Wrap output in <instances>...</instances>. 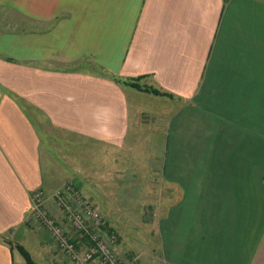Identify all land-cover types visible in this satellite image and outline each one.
I'll list each match as a JSON object with an SVG mask.
<instances>
[{
  "label": "crops",
  "instance_id": "0c3cea01",
  "mask_svg": "<svg viewBox=\"0 0 264 264\" xmlns=\"http://www.w3.org/2000/svg\"><path fill=\"white\" fill-rule=\"evenodd\" d=\"M68 176L152 201L134 264H264V0H0V264H71L32 216Z\"/></svg>",
  "mask_w": 264,
  "mask_h": 264
},
{
  "label": "built area",
  "instance_id": "2783aa9c",
  "mask_svg": "<svg viewBox=\"0 0 264 264\" xmlns=\"http://www.w3.org/2000/svg\"><path fill=\"white\" fill-rule=\"evenodd\" d=\"M32 201L33 218L53 236L71 264L138 261L139 255L129 259L119 252L117 235L107 228L100 205L75 181L69 180L51 192L38 188L32 194Z\"/></svg>",
  "mask_w": 264,
  "mask_h": 264
},
{
  "label": "rangeland",
  "instance_id": "374dc122",
  "mask_svg": "<svg viewBox=\"0 0 264 264\" xmlns=\"http://www.w3.org/2000/svg\"><path fill=\"white\" fill-rule=\"evenodd\" d=\"M132 160H134V159L132 158L131 161ZM155 168H156L155 170L157 171L158 167L156 166ZM125 169L127 170V168H125ZM129 169L131 170L132 166H130ZM48 172H49V168H48V170H46L47 174H48ZM128 172L129 171L125 172V174L123 176L124 179L129 174ZM115 176H118V175L115 174ZM137 177L138 178L141 177V174L139 176L137 175ZM118 178H117V180L112 179L113 180L112 182H108V180L102 181L99 183V185L101 186L103 193H105L107 195L109 194L108 195L109 201L116 203V204H119L120 202L123 201V198H124L127 202H129L130 200L123 197V195L128 196L127 193L137 192V190H136L137 189L136 188L137 181L136 182H125V181L122 182V181H119L120 179H118ZM74 179H75L74 176H68V178L64 181V183L69 181V180L75 181ZM64 183H62V184H64ZM62 184H60V185H62ZM50 203H52V201H50ZM125 207H127V206L125 205ZM101 209H102V207H101ZM144 209H145V213H143V214H141L139 212L136 213L134 211L125 212V213H121V214H114V216L118 217L119 220H121L122 226L124 227V229H122L118 225H114L112 223V221L110 220V218H108L109 216L107 217L106 214L103 212L104 217L106 219L107 228L110 231H114L116 233L117 241H118V248H119L121 254L123 256H125L126 258L131 257V259H132L133 256L137 255V253L142 251V248H139L140 246L138 244L140 243L141 238L144 236V234L146 235L148 233V235H149V233H150V230H145V226H147L148 224H152V221H153L154 212H153V207H152V201L147 202L144 205ZM53 210H55L54 207H53ZM102 211H103V209H102ZM111 216H113V215L111 214ZM34 220L36 223L39 224V222L35 218H34ZM138 261H140V259ZM138 261H136V262H138ZM70 263H71V261H70ZM65 264H68V263H65Z\"/></svg>",
  "mask_w": 264,
  "mask_h": 264
},
{
  "label": "trees",
  "instance_id": "16d2710c",
  "mask_svg": "<svg viewBox=\"0 0 264 264\" xmlns=\"http://www.w3.org/2000/svg\"><path fill=\"white\" fill-rule=\"evenodd\" d=\"M127 82L131 83L132 85H134V86H136L138 88H141V89H144V90H148V91L154 92L156 94H169L168 92H163V91H161V90H159V89H157V88H155V87H153L151 85H147V84L142 85V84H140L137 81H131V80H128ZM17 246L19 247L21 252L24 254V256H25V258H26V260H27V262L29 264H37L34 261L30 251L24 245L18 244Z\"/></svg>",
  "mask_w": 264,
  "mask_h": 264
}]
</instances>
